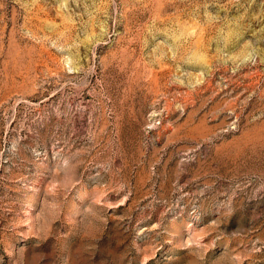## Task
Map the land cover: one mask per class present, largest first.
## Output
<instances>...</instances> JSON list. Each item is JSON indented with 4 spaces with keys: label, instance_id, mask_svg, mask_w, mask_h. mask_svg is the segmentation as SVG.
<instances>
[{
    "label": "rangeland",
    "instance_id": "1",
    "mask_svg": "<svg viewBox=\"0 0 264 264\" xmlns=\"http://www.w3.org/2000/svg\"><path fill=\"white\" fill-rule=\"evenodd\" d=\"M0 264H264V0H0Z\"/></svg>",
    "mask_w": 264,
    "mask_h": 264
}]
</instances>
